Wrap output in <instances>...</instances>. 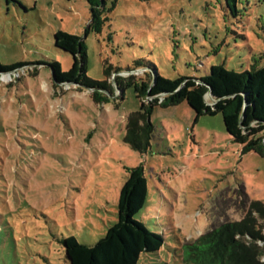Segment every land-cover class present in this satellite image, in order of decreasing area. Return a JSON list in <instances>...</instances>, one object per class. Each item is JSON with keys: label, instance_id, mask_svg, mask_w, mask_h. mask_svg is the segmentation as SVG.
Returning <instances> with one entry per match:
<instances>
[{"label": "rangeland", "instance_id": "obj_1", "mask_svg": "<svg viewBox=\"0 0 264 264\" xmlns=\"http://www.w3.org/2000/svg\"><path fill=\"white\" fill-rule=\"evenodd\" d=\"M116 0L101 33H85L86 0H0V264H69L61 238L94 243L114 224L119 190L130 167L144 166L147 195L134 215L164 244L135 264H187L179 245L227 220L246 199L264 200V157L225 132L222 116L195 113L181 101L150 112V148L124 141L127 116L139 108L133 86L96 104L89 91L53 87L50 60L71 56L53 33L79 34L86 73L132 68L137 59L158 73L200 77L211 64L264 66V0ZM111 71L115 75H142ZM114 85V83H113Z\"/></svg>", "mask_w": 264, "mask_h": 264}, {"label": "trees", "instance_id": "obj_2", "mask_svg": "<svg viewBox=\"0 0 264 264\" xmlns=\"http://www.w3.org/2000/svg\"><path fill=\"white\" fill-rule=\"evenodd\" d=\"M89 18L85 33H101L109 20L108 12L116 0H86ZM238 0H225L235 16ZM53 45L71 56L68 69L50 60L53 87L64 84L89 91L96 104L109 102L114 90L122 96L125 87L133 86L140 99L139 108L126 120L124 141L140 153L150 148L154 126L150 112L155 105L162 107L186 101L195 113L222 116L225 132L241 146V153L253 151L264 157V66L251 63L244 70L228 69L223 64H211L205 75L169 78L158 73L155 66L137 59L132 68L104 66V79L90 78L86 73V45L79 34L58 29L53 33ZM21 64H0V73L16 70ZM131 72L141 69L142 75H115L111 70ZM114 83V85H113ZM162 99L159 100V96ZM151 97L147 99V97ZM147 181L144 166L129 168L120 187L117 217L105 234L94 243L78 242L72 235L61 238L69 264H135L141 253L155 252L164 244L159 232L149 230L134 215L144 206ZM179 256L187 264H264V200L246 199L243 215L223 221L194 240L179 245Z\"/></svg>", "mask_w": 264, "mask_h": 264}, {"label": "built area", "instance_id": "obj_3", "mask_svg": "<svg viewBox=\"0 0 264 264\" xmlns=\"http://www.w3.org/2000/svg\"><path fill=\"white\" fill-rule=\"evenodd\" d=\"M150 98H151V97H149V96L147 97V99H150ZM159 98H160L159 100H161V99H162V96L160 95Z\"/></svg>", "mask_w": 264, "mask_h": 264}, {"label": "water", "instance_id": "obj_4", "mask_svg": "<svg viewBox=\"0 0 264 264\" xmlns=\"http://www.w3.org/2000/svg\"><path fill=\"white\" fill-rule=\"evenodd\" d=\"M65 85H68V83H67V84H65Z\"/></svg>", "mask_w": 264, "mask_h": 264}]
</instances>
